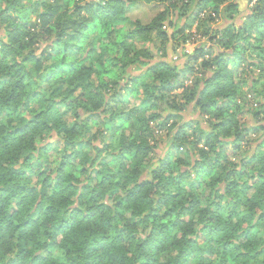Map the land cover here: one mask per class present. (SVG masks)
Instances as JSON below:
<instances>
[{
  "label": "clouds",
  "instance_id": "9594fccd",
  "mask_svg": "<svg viewBox=\"0 0 264 264\" xmlns=\"http://www.w3.org/2000/svg\"><path fill=\"white\" fill-rule=\"evenodd\" d=\"M0 264H264V0H0Z\"/></svg>",
  "mask_w": 264,
  "mask_h": 264
}]
</instances>
